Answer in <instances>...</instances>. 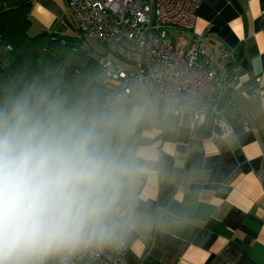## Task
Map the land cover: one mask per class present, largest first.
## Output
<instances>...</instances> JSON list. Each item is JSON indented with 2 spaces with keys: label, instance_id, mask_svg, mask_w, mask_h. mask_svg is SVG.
I'll use <instances>...</instances> for the list:
<instances>
[{
  "label": "crops",
  "instance_id": "obj_1",
  "mask_svg": "<svg viewBox=\"0 0 264 264\" xmlns=\"http://www.w3.org/2000/svg\"><path fill=\"white\" fill-rule=\"evenodd\" d=\"M24 0H8L15 5ZM30 32L77 35L64 0H30ZM194 31L204 58L221 66L225 94L216 119L139 114L126 140L141 171L132 196L138 227L127 240L129 264H264V0H202Z\"/></svg>",
  "mask_w": 264,
  "mask_h": 264
},
{
  "label": "clouds",
  "instance_id": "obj_2",
  "mask_svg": "<svg viewBox=\"0 0 264 264\" xmlns=\"http://www.w3.org/2000/svg\"><path fill=\"white\" fill-rule=\"evenodd\" d=\"M139 119L39 80L0 93V264H75L138 227Z\"/></svg>",
  "mask_w": 264,
  "mask_h": 264
},
{
  "label": "built area",
  "instance_id": "obj_3",
  "mask_svg": "<svg viewBox=\"0 0 264 264\" xmlns=\"http://www.w3.org/2000/svg\"><path fill=\"white\" fill-rule=\"evenodd\" d=\"M64 1L78 31L105 45L100 64L106 102H117L121 110L135 104L162 109L167 116L191 115L192 126L209 114L224 134L231 132L215 103L237 83L220 85L221 66L204 58L206 41L194 31L202 0ZM127 247L106 249L75 264H129Z\"/></svg>",
  "mask_w": 264,
  "mask_h": 264
},
{
  "label": "trees",
  "instance_id": "obj_4",
  "mask_svg": "<svg viewBox=\"0 0 264 264\" xmlns=\"http://www.w3.org/2000/svg\"><path fill=\"white\" fill-rule=\"evenodd\" d=\"M6 1L0 0V93L39 80L71 99L106 102L101 55L96 57L91 48L81 49L76 43L85 35L78 29L77 35L31 33V1L15 5Z\"/></svg>",
  "mask_w": 264,
  "mask_h": 264
},
{
  "label": "rangeland",
  "instance_id": "obj_5",
  "mask_svg": "<svg viewBox=\"0 0 264 264\" xmlns=\"http://www.w3.org/2000/svg\"><path fill=\"white\" fill-rule=\"evenodd\" d=\"M76 43L81 49L91 48L96 57L106 53L105 45L97 38L85 35L82 38H78Z\"/></svg>",
  "mask_w": 264,
  "mask_h": 264
}]
</instances>
